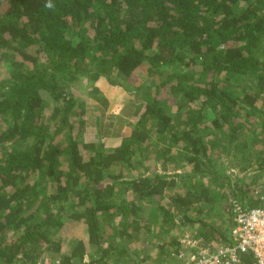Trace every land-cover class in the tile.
<instances>
[{"label": "trees", "instance_id": "trees-1", "mask_svg": "<svg viewBox=\"0 0 264 264\" xmlns=\"http://www.w3.org/2000/svg\"><path fill=\"white\" fill-rule=\"evenodd\" d=\"M6 67L0 264H179L177 229L232 243L264 176V0H0Z\"/></svg>", "mask_w": 264, "mask_h": 264}, {"label": "built area", "instance_id": "built-area-1", "mask_svg": "<svg viewBox=\"0 0 264 264\" xmlns=\"http://www.w3.org/2000/svg\"><path fill=\"white\" fill-rule=\"evenodd\" d=\"M251 195L257 202L254 206L239 201L232 203L235 223L230 230L232 243L211 247L183 229L171 257L179 260V264H241V255L251 253L255 260L252 264H264V182L253 188ZM36 264L62 263L44 257Z\"/></svg>", "mask_w": 264, "mask_h": 264}, {"label": "rangeland", "instance_id": "rangeland-1", "mask_svg": "<svg viewBox=\"0 0 264 264\" xmlns=\"http://www.w3.org/2000/svg\"><path fill=\"white\" fill-rule=\"evenodd\" d=\"M8 70V68H3L0 72L1 75H4L6 73V71ZM76 91L79 93L78 95H82V96H85L86 95V91H85V88H83L81 85L80 87L78 88H75ZM87 100V103L88 105H91V104H96L95 101L91 98H85ZM122 104H119V105H115L111 111H113L115 114L117 113H120V109H121V106ZM90 111H88V118H87V125L85 127V131H84V137H85V140L86 141H96L98 139V135H97V129H98V126L97 124H94L92 122L93 119H91V117L93 118V114H95L94 112V109L90 106ZM93 110V112H92ZM91 116V117H89ZM103 123L105 122V120H102ZM103 125V124H102ZM102 127V126H101ZM123 129L121 130V134L122 135H127V133L129 132V128L128 126H123L122 127ZM103 130V129H101ZM248 176L246 178V183L249 182L251 179H254V176H256V174H258V171H255V170H251V171H248ZM258 178V177H256ZM259 180H263L264 182V176H262L261 178H259ZM256 205V204H255ZM82 231L81 227H78V228H74L72 231H69L67 234L68 238H73L74 236H77L80 232ZM175 231V230H174ZM177 231V238L179 237L180 235V231H178V229L176 230ZM188 231V230H187ZM86 260V258H85Z\"/></svg>", "mask_w": 264, "mask_h": 264}, {"label": "clouds", "instance_id": "clouds-1", "mask_svg": "<svg viewBox=\"0 0 264 264\" xmlns=\"http://www.w3.org/2000/svg\"><path fill=\"white\" fill-rule=\"evenodd\" d=\"M46 7L51 8L52 7V4L49 2L48 4H46Z\"/></svg>", "mask_w": 264, "mask_h": 264}, {"label": "crops", "instance_id": "crops-1", "mask_svg": "<svg viewBox=\"0 0 264 264\" xmlns=\"http://www.w3.org/2000/svg\"><path fill=\"white\" fill-rule=\"evenodd\" d=\"M174 264V263H173Z\"/></svg>", "mask_w": 264, "mask_h": 264}]
</instances>
